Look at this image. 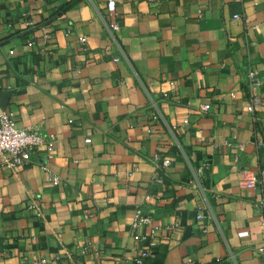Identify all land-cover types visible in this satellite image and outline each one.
Here are the masks:
<instances>
[{"label": "crops", "instance_id": "0c3cea01", "mask_svg": "<svg viewBox=\"0 0 264 264\" xmlns=\"http://www.w3.org/2000/svg\"><path fill=\"white\" fill-rule=\"evenodd\" d=\"M263 21L264 0H0V110L55 135L51 157L0 156V264H136V232L166 224L141 264H264Z\"/></svg>", "mask_w": 264, "mask_h": 264}, {"label": "built area", "instance_id": "2783aa9c", "mask_svg": "<svg viewBox=\"0 0 264 264\" xmlns=\"http://www.w3.org/2000/svg\"><path fill=\"white\" fill-rule=\"evenodd\" d=\"M234 18H239V14H235ZM27 25H31V21L26 22ZM264 25V21L262 23ZM120 28V21L116 15L108 23V30L110 33L115 32ZM79 41L85 44L86 37H80ZM12 53V51H10ZM256 71L253 69L248 70V82L246 85L248 100L250 107L254 109L261 105V96L257 92L258 82L255 80ZM210 108L209 103L202 104L199 107L201 113L207 112ZM187 122V119L184 120ZM55 135L52 133L44 132L39 126L36 127H19L15 123V115L12 111L0 110V156L4 159L5 165L8 169L13 171L18 166H23L32 162L35 156L43 153L46 157H51L54 148ZM87 142L89 139L86 140ZM261 144V141H258ZM157 162L158 167H165L169 165V160L166 158H160L156 155L153 157ZM45 168V167H44ZM204 165L197 168V171H202ZM264 173V169L261 170ZM51 180L54 184L58 182V177L53 176ZM260 182L258 173L247 171L241 180V183L245 187H255ZM256 209L261 216L262 230L264 231V192L262 191L255 201ZM29 208L33 209L40 214V206L36 203L35 199L31 201ZM198 218L201 215H197ZM151 216L145 214L140 208L136 210L134 218L132 220V228L136 231L143 227L145 224L151 222ZM169 232V235H173L175 224H166L164 226L155 225L146 235L136 232L135 238L137 241L143 239L148 240V246L142 247L139 250V255L135 258L136 264H141L142 261L152 254L151 249L155 245V234L157 231L163 228ZM255 252L264 259V242L255 248ZM191 263V259L186 260ZM117 263V262H115ZM39 264H45V260H40ZM64 264H84L81 260L76 258H68ZM214 264H219L218 262Z\"/></svg>", "mask_w": 264, "mask_h": 264}, {"label": "water", "instance_id": "95a60500", "mask_svg": "<svg viewBox=\"0 0 264 264\" xmlns=\"http://www.w3.org/2000/svg\"><path fill=\"white\" fill-rule=\"evenodd\" d=\"M10 91H3L1 92L0 94V102L2 104V106H6V103H7V99H8V96L10 95Z\"/></svg>", "mask_w": 264, "mask_h": 264}, {"label": "trees", "instance_id": "16d2710c", "mask_svg": "<svg viewBox=\"0 0 264 264\" xmlns=\"http://www.w3.org/2000/svg\"><path fill=\"white\" fill-rule=\"evenodd\" d=\"M73 4L71 3H69V5H65L64 7H63V9L65 10V9H67L68 7H71Z\"/></svg>", "mask_w": 264, "mask_h": 264}]
</instances>
